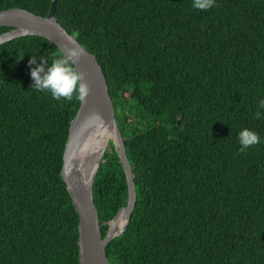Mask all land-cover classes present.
Segmentation results:
<instances>
[{
  "label": "trees",
  "instance_id": "trees-1",
  "mask_svg": "<svg viewBox=\"0 0 264 264\" xmlns=\"http://www.w3.org/2000/svg\"><path fill=\"white\" fill-rule=\"evenodd\" d=\"M193 3H56L103 67L133 169L137 202L108 244L110 264H264V0ZM50 6L0 0V11L45 16ZM54 53L63 52L37 35L0 44V264H80L79 214L62 176L80 101L32 87L31 68ZM245 128L260 142L241 152ZM93 196L105 237L129 196L112 140Z\"/></svg>",
  "mask_w": 264,
  "mask_h": 264
},
{
  "label": "water",
  "instance_id": "water-1",
  "mask_svg": "<svg viewBox=\"0 0 264 264\" xmlns=\"http://www.w3.org/2000/svg\"><path fill=\"white\" fill-rule=\"evenodd\" d=\"M56 3L57 0H51L50 11L45 16L18 7L1 10L0 25L10 26L12 29L0 34V44L22 36L37 35L55 43L62 52L66 51L65 45L69 40L85 50V54L75 67L85 74L91 92L86 101H80L78 111L70 122L63 156L62 176L79 214L80 264H110L107 254L108 244L125 230L137 202L133 169L126 153L125 141L116 118L103 67L97 55L89 51L59 22L56 16ZM98 127L109 128L112 131V141L122 162L129 192L127 205L120 208L114 218L108 221L109 229L105 237L101 233L100 214L93 196V184L107 147L101 154L93 153L87 157L83 174L78 169V163L83 157L79 155L87 147L91 135ZM121 213L125 215V224L114 231L112 223Z\"/></svg>",
  "mask_w": 264,
  "mask_h": 264
},
{
  "label": "clouds",
  "instance_id": "clouds-1",
  "mask_svg": "<svg viewBox=\"0 0 264 264\" xmlns=\"http://www.w3.org/2000/svg\"><path fill=\"white\" fill-rule=\"evenodd\" d=\"M214 4V0H194L193 7L199 10H207ZM66 51L62 54H53V59L49 65L43 57L38 66L31 68L33 86L37 90H49L54 99H67L71 101L74 93L76 99L84 102L91 92V87L84 73L77 70L75 65L85 54V50L74 41L69 40L65 45ZM37 57L33 56L29 60V65H36ZM259 108L264 109V99L259 101ZM255 118H261V113L257 111ZM238 139L244 152L250 146L260 142L258 133L250 129H243L238 134Z\"/></svg>",
  "mask_w": 264,
  "mask_h": 264
},
{
  "label": "bare ground",
  "instance_id": "bare-ground-1",
  "mask_svg": "<svg viewBox=\"0 0 264 264\" xmlns=\"http://www.w3.org/2000/svg\"><path fill=\"white\" fill-rule=\"evenodd\" d=\"M112 137H113V134L109 128L98 127L93 132L88 142L87 147L79 155V156H83L78 163V169L81 174H83L85 171V163H86L87 157L93 153L101 154L104 151V148L107 147L106 145L109 144L108 142L109 138H112ZM125 221H126L125 215L124 213H121V215L112 223V230L115 231L117 229L122 228V226L125 224Z\"/></svg>",
  "mask_w": 264,
  "mask_h": 264
},
{
  "label": "rangeland",
  "instance_id": "rangeland-1",
  "mask_svg": "<svg viewBox=\"0 0 264 264\" xmlns=\"http://www.w3.org/2000/svg\"><path fill=\"white\" fill-rule=\"evenodd\" d=\"M109 140H112V138H109ZM109 140H108V142H109Z\"/></svg>",
  "mask_w": 264,
  "mask_h": 264
}]
</instances>
